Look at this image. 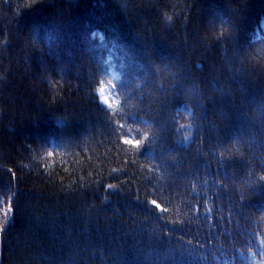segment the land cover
Returning a JSON list of instances; mask_svg holds the SVG:
<instances>
[{
  "label": "trees",
  "instance_id": "1",
  "mask_svg": "<svg viewBox=\"0 0 264 264\" xmlns=\"http://www.w3.org/2000/svg\"><path fill=\"white\" fill-rule=\"evenodd\" d=\"M6 203L0 264L250 260L264 246V0H0Z\"/></svg>",
  "mask_w": 264,
  "mask_h": 264
},
{
  "label": "snow or ice",
  "instance_id": "2",
  "mask_svg": "<svg viewBox=\"0 0 264 264\" xmlns=\"http://www.w3.org/2000/svg\"><path fill=\"white\" fill-rule=\"evenodd\" d=\"M171 19V17H169ZM101 95H103V90H101ZM108 108H117L118 104L111 103V100L108 97H105L103 102ZM147 141L140 140L137 144L136 140L124 138L123 144L126 146H135V149L140 151ZM10 214L14 218L15 208L12 203H6L3 207H0V236L5 232L6 227L10 226L9 216Z\"/></svg>",
  "mask_w": 264,
  "mask_h": 264
},
{
  "label": "rangeland",
  "instance_id": "3",
  "mask_svg": "<svg viewBox=\"0 0 264 264\" xmlns=\"http://www.w3.org/2000/svg\"><path fill=\"white\" fill-rule=\"evenodd\" d=\"M101 90H103V95H101ZM99 97H100V100L102 101V103L104 102L105 97H108L111 100V103H113V104L118 103V100L115 96L114 90L112 89V87H110L107 84L102 85V87L99 91ZM111 109H113V108H111Z\"/></svg>",
  "mask_w": 264,
  "mask_h": 264
}]
</instances>
